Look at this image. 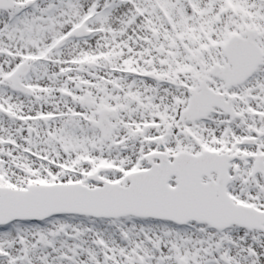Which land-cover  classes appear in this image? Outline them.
I'll return each mask as SVG.
<instances>
[{"label": "snow or ice", "instance_id": "snow-or-ice-1", "mask_svg": "<svg viewBox=\"0 0 264 264\" xmlns=\"http://www.w3.org/2000/svg\"><path fill=\"white\" fill-rule=\"evenodd\" d=\"M0 264H264V0H0Z\"/></svg>", "mask_w": 264, "mask_h": 264}]
</instances>
